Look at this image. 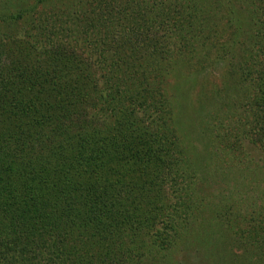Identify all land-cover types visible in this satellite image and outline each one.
Here are the masks:
<instances>
[{"label": "rangeland", "instance_id": "rangeland-1", "mask_svg": "<svg viewBox=\"0 0 264 264\" xmlns=\"http://www.w3.org/2000/svg\"><path fill=\"white\" fill-rule=\"evenodd\" d=\"M230 1L0 0V72L7 75L11 63H21L31 74L23 85L51 83L44 91L51 88L62 102L60 94L65 93L78 101L80 96L91 99L94 107L86 112V121L99 129L106 116L97 110L108 95L103 90L106 74L102 66L97 71L96 63L102 54L110 56L118 49L112 61L120 65L114 72L124 82L125 94L142 89L153 102L145 100V115L137 106L133 112L124 109L129 134L136 131L135 121L149 117L176 136L164 139L166 158L158 166L129 168L134 174L124 188L131 196L125 209L138 223L123 227V250L115 249L106 263L115 258V264H264V139L252 146L242 136L244 131L252 135L260 116L248 110L247 117L242 110L245 99L250 103L255 93L248 82L259 80L255 73L264 63V50L251 51L249 41L243 42L246 47L228 45V52L210 47L227 10L239 14L241 37L259 40L264 29L255 25L259 14L251 12L250 4L243 5L246 0ZM179 35L193 36L189 42L204 51L173 53ZM103 41L111 50L100 54ZM89 66L94 80L80 87L76 78L87 76ZM131 67L140 72L135 79L125 74ZM141 77L142 86L133 83ZM87 87L94 90L93 97ZM133 103L135 108L130 100ZM79 111L72 113L73 123L83 119ZM238 120L242 124L235 123ZM260 125L258 139L264 138V122ZM234 137L237 145L229 148ZM147 146L142 144V150ZM138 153L126 157L136 159ZM38 259L51 264L46 255Z\"/></svg>", "mask_w": 264, "mask_h": 264}, {"label": "trees", "instance_id": "trees-1", "mask_svg": "<svg viewBox=\"0 0 264 264\" xmlns=\"http://www.w3.org/2000/svg\"><path fill=\"white\" fill-rule=\"evenodd\" d=\"M230 3L237 2L231 0ZM246 4H250L251 12L259 14L255 25L264 29V0H246L243 5ZM221 19L210 47L218 46L216 51L228 52L227 46L230 48L237 42L239 48L250 44L251 51L264 50V37L256 41L250 35L241 37L243 27L238 13L227 10L225 18ZM179 25L174 22V26ZM182 36H178L180 43L173 53L195 55L204 51V47L189 42L193 36L191 39L186 38L188 35ZM221 38H225L224 42L220 41ZM247 41V45L243 43ZM106 43L103 41V46L97 44L101 48V52L98 50L100 54L111 50L110 44L106 46ZM64 50V46L59 47V52L64 53ZM117 52L115 49L110 56L102 54L96 63L98 69H95L98 71L102 66L101 71L106 74L103 90L108 95L104 106L97 110L106 116L99 129L86 121V112L94 107L91 99L80 96V103L65 93L60 94L64 97L62 102L51 94V88L44 91L51 83L23 85L25 81H31V74L27 73H30V67L21 63H11L15 73L10 70L6 71L7 75L0 72V264H44L38 257L45 255L51 264H115V258L112 262L109 259L108 263L104 260L112 256L115 249L122 252L123 227L138 223L136 217L125 209V200L131 196L125 194L124 188H129L133 180L129 174H134L129 168L134 166L133 169L139 171L140 166L136 165L158 166L162 157L166 158L162 153L164 139L168 135L176 136L149 117L141 122L135 121L133 126L137 127L133 131H136L129 134L130 121L123 120L124 109L131 111L137 106L141 109L139 111L146 112L149 104L147 106L145 100L153 102L142 89L134 95L125 94L124 82L114 72L120 67L112 61ZM125 74L134 78L140 72L131 67ZM255 74L259 78L256 84L248 82L255 93L251 95L250 103L245 99L247 104L242 110L247 117L250 116L248 110L255 112L254 115L260 114L252 135L248 136L246 131L242 134L244 141H249L252 146L264 139H258L257 134L260 130L257 123L262 126L264 122V63ZM3 78L7 80L4 92L1 90ZM143 79L141 77L133 83L142 86ZM88 80H94L91 68L87 76L80 74L76 78L80 87H86ZM135 88L133 86V92ZM85 89L89 97L94 96V90ZM71 92L75 93L70 88ZM130 100L135 102V108ZM88 103H92V107L83 108ZM78 111L79 115L83 114V119L73 123L72 113ZM235 123L242 124V121ZM232 140L236 142L228 143L229 148L237 145L236 138ZM142 144L148 146L142 150ZM175 144L174 141L172 145ZM130 152L136 155L139 152V156L136 159L126 157ZM31 255L37 256V259L33 256L35 263L31 261Z\"/></svg>", "mask_w": 264, "mask_h": 264}]
</instances>
